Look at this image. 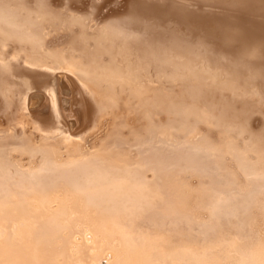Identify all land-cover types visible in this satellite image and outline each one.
I'll list each match as a JSON object with an SVG mask.
<instances>
[{
  "label": "bare ground",
  "instance_id": "1",
  "mask_svg": "<svg viewBox=\"0 0 264 264\" xmlns=\"http://www.w3.org/2000/svg\"><path fill=\"white\" fill-rule=\"evenodd\" d=\"M88 8L0 0V264H264V0Z\"/></svg>",
  "mask_w": 264,
  "mask_h": 264
},
{
  "label": "snow or ice",
  "instance_id": "2",
  "mask_svg": "<svg viewBox=\"0 0 264 264\" xmlns=\"http://www.w3.org/2000/svg\"><path fill=\"white\" fill-rule=\"evenodd\" d=\"M42 2H47V0H42ZM64 2L66 3V7L68 9L72 8L73 2L74 0H64ZM104 0H88V4H89V8L86 9L87 12H91L95 9H98L100 7H102ZM80 19H85L86 17L84 15H80L79 16ZM129 19H132L131 17ZM106 26V25H105Z\"/></svg>",
  "mask_w": 264,
  "mask_h": 264
}]
</instances>
